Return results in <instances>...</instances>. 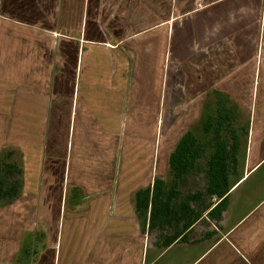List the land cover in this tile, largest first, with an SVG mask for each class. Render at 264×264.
I'll use <instances>...</instances> for the list:
<instances>
[{
  "label": "crops",
  "instance_id": "obj_1",
  "mask_svg": "<svg viewBox=\"0 0 264 264\" xmlns=\"http://www.w3.org/2000/svg\"><path fill=\"white\" fill-rule=\"evenodd\" d=\"M219 99L224 195L210 150L170 167ZM7 151L22 188L0 203V264H264V0H0ZM156 179L150 219L136 195Z\"/></svg>",
  "mask_w": 264,
  "mask_h": 264
},
{
  "label": "trees",
  "instance_id": "obj_2",
  "mask_svg": "<svg viewBox=\"0 0 264 264\" xmlns=\"http://www.w3.org/2000/svg\"><path fill=\"white\" fill-rule=\"evenodd\" d=\"M227 101L225 99L218 100V111L216 115L207 117V124L204 125L206 133L210 137L206 143L197 137L191 131L186 132L176 148L170 155V167L176 178L188 174L190 168H193L196 161V154H200L205 150H210L211 157L207 160L206 189L210 194L224 195L229 188L228 172L232 163L231 152L233 145H229L221 136V130L225 129L222 125L223 121L229 119L230 111L226 108ZM232 113V112H231ZM217 121V123H213ZM213 152V153H212ZM11 151H7L6 156L0 154V203H8L13 201L20 195L22 188V168L17 163L6 160L11 156ZM164 181L156 179L154 181V191L150 198V188L141 189L137 192V208H147L151 200L152 212L150 219L155 216V207L157 204V188L162 186ZM162 200V199H161ZM163 208H167L172 213L171 198L163 200Z\"/></svg>",
  "mask_w": 264,
  "mask_h": 264
},
{
  "label": "built area",
  "instance_id": "obj_3",
  "mask_svg": "<svg viewBox=\"0 0 264 264\" xmlns=\"http://www.w3.org/2000/svg\"><path fill=\"white\" fill-rule=\"evenodd\" d=\"M222 200L221 196H214L213 197V205H217Z\"/></svg>",
  "mask_w": 264,
  "mask_h": 264
},
{
  "label": "rangeland",
  "instance_id": "obj_4",
  "mask_svg": "<svg viewBox=\"0 0 264 264\" xmlns=\"http://www.w3.org/2000/svg\"><path fill=\"white\" fill-rule=\"evenodd\" d=\"M170 183H171V181H170Z\"/></svg>",
  "mask_w": 264,
  "mask_h": 264
}]
</instances>
